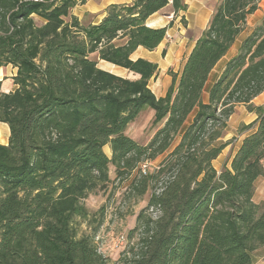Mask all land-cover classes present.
<instances>
[{"label":"trees","instance_id":"1","mask_svg":"<svg viewBox=\"0 0 264 264\" xmlns=\"http://www.w3.org/2000/svg\"><path fill=\"white\" fill-rule=\"evenodd\" d=\"M259 1L218 2L179 77L171 73L156 98L149 82L158 66L130 56L166 39L172 22L154 28L148 20L177 17L184 0L110 5L86 26L72 14L85 0H0V68L15 69L13 91L1 92L0 82V123L9 128L8 144H0V264H109L94 243L96 229L79 237L75 227L89 218L84 201L108 182L109 166L120 177L138 170L137 196L160 184L129 233L138 239L123 264H254L264 248V199L253 202L264 176V106L252 104L264 92L262 29L241 43L206 101L203 93ZM239 105L257 118L242 125L251 133L218 173L213 161L228 144L216 143ZM146 109L162 127L141 146L125 131ZM165 153L157 171L140 172Z\"/></svg>","mask_w":264,"mask_h":264},{"label":"rangeland","instance_id":"2","mask_svg":"<svg viewBox=\"0 0 264 264\" xmlns=\"http://www.w3.org/2000/svg\"><path fill=\"white\" fill-rule=\"evenodd\" d=\"M93 16L94 15H90L89 13H84L82 16V24L86 26L93 22L95 18ZM168 17L173 18L172 15ZM184 22L185 24L181 22V19H179L176 23L179 25L181 24V27H185V19ZM36 23L40 24V21L36 20ZM259 29L264 31V0H260L257 10L252 15L247 17L244 30L239 34L234 44L229 49L230 55L235 52L236 56L241 43L248 36ZM116 43L119 44L121 41H117ZM230 55H228V58ZM91 59L94 60L95 55H92ZM98 67L104 70L108 69L104 65V62H99ZM116 72L117 73H113L125 78H130V75L123 70L117 69ZM263 99V97L258 98L256 103L258 102L259 104L264 105ZM203 100H207L206 94L203 96ZM252 117H255V115L250 114L245 106L239 105L235 108L234 113L228 119L224 136L216 143V145L228 144L218 159L213 163V167L218 173H220L224 167H229L230 160L240 147L243 138L250 134V131H242L241 127L242 125H248L252 123ZM152 122L153 112L149 109H146L139 113L137 118L129 124L125 134L139 145L145 146L162 127L161 124L154 125ZM177 143L178 139H175L170 150ZM103 151L107 156L111 155L108 146H106ZM165 155L166 153L157 157L155 160L150 161L146 174H151L157 171L158 166L164 159ZM138 176L139 174L137 170L130 175L126 174L120 177L118 174H116L114 167L109 166L108 182L103 186L102 189L90 194L84 201V205L89 212V218L85 221L79 220L75 224L79 237L90 235L96 229L93 236L94 243L96 244L99 253L103 257L107 258L109 264H123L124 256L128 255L129 257V254L126 252L129 251V249L137 242L138 239L137 234L129 237V233L136 226V218L138 214L147 207L150 194L152 192L157 193L160 188V184H155L154 188L149 189L143 196H137L132 186L135 182H139L140 177ZM263 177L264 176L261 178ZM258 186L261 185L258 183ZM148 213L151 215L152 219H157L159 216V213L152 209H150ZM122 238H124V243L122 246L115 248V246L118 244V241ZM252 260L254 264L263 262L264 248L254 252Z\"/></svg>","mask_w":264,"mask_h":264},{"label":"crops","instance_id":"3","mask_svg":"<svg viewBox=\"0 0 264 264\" xmlns=\"http://www.w3.org/2000/svg\"><path fill=\"white\" fill-rule=\"evenodd\" d=\"M220 1L221 0H184V2L187 5V9L185 12L179 13L177 17L172 19L171 17L168 16L153 15L149 18L147 26L154 28H162L168 25L169 22H172L171 27L167 30V36L170 37L169 41L165 39L153 51H148L139 47L130 56L131 60H136L138 58H141L150 61L152 63H155L158 66L157 77L149 82V88L156 96V98H162L165 96L169 86L172 83L171 73L179 77L184 62L186 60V57L190 54L191 50L193 49L197 39L201 36L202 32L207 28V25L214 11V7ZM132 2L133 0H85V3L83 5L78 4L72 10V14L75 15L81 22L84 13H89L90 15H94L93 17L95 18L91 23L96 24L100 22V20L104 16V11L110 5L131 4ZM181 17H184L186 21L185 27L183 26L181 27V24L179 25L176 23L177 20H179ZM163 51H165L164 55L162 54ZM228 55H230V50L216 64L214 69L209 74V77L205 84L203 96H205V94L206 97L208 96V92L210 88L219 78L228 61L235 56V52L232 55H230L229 58ZM117 69L127 72L126 70L121 68H117ZM14 74H15V69H13L11 66L0 68L1 92L9 93L15 89L12 81ZM130 78H133V76L130 75ZM206 88H207V92H206ZM260 97L264 98V92L260 94L258 97H256L252 101V104L255 106H264L259 104L258 102L256 103V101ZM252 118H253L252 120L254 121L257 118V116L255 115V117ZM8 138H9V128L7 124L0 123V144L4 146L7 145ZM258 183L261 186H258ZM263 199H264V177L263 178L260 177L255 182V193L253 196V202L255 204H259Z\"/></svg>","mask_w":264,"mask_h":264},{"label":"built area","instance_id":"4","mask_svg":"<svg viewBox=\"0 0 264 264\" xmlns=\"http://www.w3.org/2000/svg\"><path fill=\"white\" fill-rule=\"evenodd\" d=\"M166 39L170 40L169 36H166ZM149 163H143L142 165L139 166V170L142 174H146V171L148 170ZM124 243V238L120 239L118 241V244L115 246V248H118L119 246H122ZM99 251V250H98Z\"/></svg>","mask_w":264,"mask_h":264},{"label":"bare ground","instance_id":"5","mask_svg":"<svg viewBox=\"0 0 264 264\" xmlns=\"http://www.w3.org/2000/svg\"><path fill=\"white\" fill-rule=\"evenodd\" d=\"M104 65L108 68V69H106L107 71H110L111 73H117L116 72V70H117V68L116 67H114L113 65H110V64H107V63H105L104 62Z\"/></svg>","mask_w":264,"mask_h":264}]
</instances>
